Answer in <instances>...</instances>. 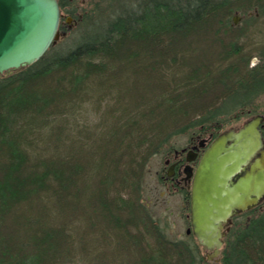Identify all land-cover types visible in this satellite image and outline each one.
<instances>
[{
	"label": "trees",
	"instance_id": "trees-1",
	"mask_svg": "<svg viewBox=\"0 0 264 264\" xmlns=\"http://www.w3.org/2000/svg\"><path fill=\"white\" fill-rule=\"evenodd\" d=\"M107 6L99 19L84 15L63 47L0 77V264L205 262L192 235L169 240L152 223L145 168L183 133L215 138L258 115L264 45L248 40L261 33L264 0ZM258 211L232 218L220 264H264Z\"/></svg>",
	"mask_w": 264,
	"mask_h": 264
},
{
	"label": "water",
	"instance_id": "water-1",
	"mask_svg": "<svg viewBox=\"0 0 264 264\" xmlns=\"http://www.w3.org/2000/svg\"><path fill=\"white\" fill-rule=\"evenodd\" d=\"M60 8L57 0H0V77L40 61L60 39ZM70 19H68L69 21ZM238 17L232 22L237 24ZM261 114L252 116L238 129L213 139L202 138L193 149L202 154L187 157L185 181L191 182L190 228L197 244L206 252L204 261L220 256L231 219L264 201V142ZM192 154V155H191ZM209 183L214 184L208 190ZM210 199V213L200 222V203Z\"/></svg>",
	"mask_w": 264,
	"mask_h": 264
},
{
	"label": "rangeland",
	"instance_id": "rangeland-1",
	"mask_svg": "<svg viewBox=\"0 0 264 264\" xmlns=\"http://www.w3.org/2000/svg\"><path fill=\"white\" fill-rule=\"evenodd\" d=\"M73 5L76 7L75 15L73 20L78 22L84 15H88L90 20L99 19V17L105 16L107 14L108 4L111 0H72ZM238 17L237 24L234 27L241 30L245 28V21L246 16L238 13L237 15L232 16ZM72 20V22H73ZM102 23L105 22L104 18L101 19ZM100 21V22H101ZM264 21L262 24L259 23V30L261 31L258 37L251 38L249 40L245 37L242 39L243 42H255L258 43V47L264 45ZM101 24V23H100ZM76 26H73L76 29ZM72 27V28H73ZM73 28V29H74ZM71 38V36H70ZM69 39V37L67 38ZM67 39H60L56 43V48H61L66 43ZM196 44L204 50L202 42L197 41ZM198 50V49H197ZM198 54L201 55L200 51H197ZM199 55H196L198 57ZM259 62V58L257 56L253 57L250 61L249 67L256 65ZM141 80V79H140ZM252 111L256 113H263L264 112V97L257 99L254 103V106L251 108ZM252 113V112H251ZM254 114V115H255ZM252 115L242 114L237 120H232L223 129L220 131L219 134L223 132H227L230 129H238L240 128L243 123L251 118ZM91 123H95V118L93 119L91 115L89 116ZM193 131H188L183 133L181 136L173 139L174 149L178 150L185 148L188 145L189 139L191 137H195L196 134H193ZM218 134V135H219ZM217 135V136H218ZM208 134L202 135V138H206ZM217 136L215 138H217ZM213 138V139H215ZM170 155V154H169ZM164 156H156L151 159L147 167L145 168V179H144V196L141 200V205H143L147 211L150 213L151 221L154 225H157L165 234V236L169 240H180L184 238L185 232L188 228L189 223V210L186 207V204L183 201L181 194H177L176 192L168 189L167 186H163L160 184L159 177L162 175L166 168L164 167ZM158 174V175H157ZM214 184L209 183L207 188L211 190ZM212 201L210 199H202L200 203V222H203L206 216L210 213ZM264 209V205L259 208V211L256 212L260 213ZM252 215H250L251 217ZM249 218V217H248ZM230 225L227 226V228ZM204 258L206 257V252H203ZM220 259V258H218ZM219 261V260H218ZM220 263V262H219ZM118 264H122V260L118 258ZM204 264H217V259L212 261H205Z\"/></svg>",
	"mask_w": 264,
	"mask_h": 264
},
{
	"label": "flooded vegetation",
	"instance_id": "flooded-vegetation-1",
	"mask_svg": "<svg viewBox=\"0 0 264 264\" xmlns=\"http://www.w3.org/2000/svg\"><path fill=\"white\" fill-rule=\"evenodd\" d=\"M71 1L72 0H57L59 8H60V14H61L60 27H59V32L61 35L60 39L66 38L68 33H70L71 31H73L75 29L73 26L78 25V22H79V21L76 22L75 20H73L76 7L73 5V3ZM68 19H70V20L68 21ZM72 20H73V22H72ZM263 130H264V122L262 123V127L260 128V134H261L262 140L264 142ZM200 139H202V137H200V136L191 137L189 139L188 145L185 148L173 150L170 155H166L164 163H163L164 167L166 168V171L162 175H160V177H159L160 183L163 186H167L168 189H171L172 191L176 192L177 194H181L183 199L185 197L188 198L187 200H183V201L189 210V214H190L191 182L189 183V182L185 181L184 170H185V167L187 166L186 159L188 156H190L188 154L189 151H192V154H197V159H196L197 161L195 163L190 164V166L195 169L196 164H197V162H198V160L202 154V151L196 152V150H194L193 148L195 146H197L198 141ZM263 205H264V201L261 202L255 208H253L247 212L241 213L239 215H244V214H246V213H248V212H250L256 208H260ZM239 215H237V216H239ZM230 226H231V224H230ZM230 226L228 227V230H229ZM188 228H190V222L188 223ZM189 235H192V233H190ZM189 235H187V236H189ZM217 264H220L219 261L217 262Z\"/></svg>",
	"mask_w": 264,
	"mask_h": 264
}]
</instances>
